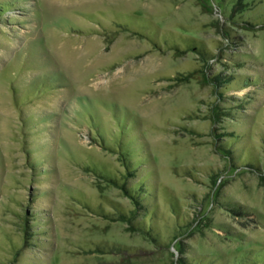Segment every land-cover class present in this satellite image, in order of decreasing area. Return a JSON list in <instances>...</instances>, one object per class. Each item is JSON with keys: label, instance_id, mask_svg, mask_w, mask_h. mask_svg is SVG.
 Masks as SVG:
<instances>
[{"label": "rangeland", "instance_id": "374dc122", "mask_svg": "<svg viewBox=\"0 0 264 264\" xmlns=\"http://www.w3.org/2000/svg\"><path fill=\"white\" fill-rule=\"evenodd\" d=\"M0 264H264V0H0Z\"/></svg>", "mask_w": 264, "mask_h": 264}, {"label": "trees", "instance_id": "16d2710c", "mask_svg": "<svg viewBox=\"0 0 264 264\" xmlns=\"http://www.w3.org/2000/svg\"><path fill=\"white\" fill-rule=\"evenodd\" d=\"M123 131H124V130H123ZM130 150H131L130 147L128 148L127 146H125V149L121 151V154H122V156L124 157V160L126 161V166L129 167V168L131 169V166H133V165H131L132 162H129V161H131V160H130V152H129ZM133 168H134V167H133ZM103 177L106 178V179H109V180H111V181H113V182H116V179H113V180H112V178H109L108 176H103ZM128 191H129V190H128ZM137 191H138V188L135 186V187L133 188V190H131V192L129 191L128 193H129L134 199H136V201L138 202L136 196L133 194V192L135 193V192H137Z\"/></svg>", "mask_w": 264, "mask_h": 264}]
</instances>
